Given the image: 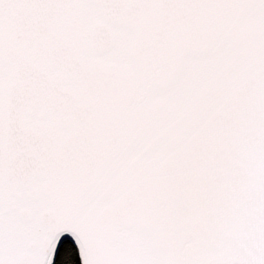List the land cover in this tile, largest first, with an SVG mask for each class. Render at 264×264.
<instances>
[{
    "label": "snow or ice",
    "instance_id": "6c2138e0",
    "mask_svg": "<svg viewBox=\"0 0 264 264\" xmlns=\"http://www.w3.org/2000/svg\"><path fill=\"white\" fill-rule=\"evenodd\" d=\"M0 264H264V0H0Z\"/></svg>",
    "mask_w": 264,
    "mask_h": 264
}]
</instances>
